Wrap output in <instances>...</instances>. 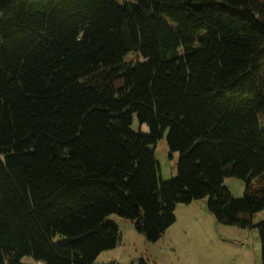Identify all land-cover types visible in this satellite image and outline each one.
<instances>
[{
  "label": "trees",
  "instance_id": "trees-1",
  "mask_svg": "<svg viewBox=\"0 0 264 264\" xmlns=\"http://www.w3.org/2000/svg\"><path fill=\"white\" fill-rule=\"evenodd\" d=\"M203 197L264 264V0H0V264H95L110 214L155 242Z\"/></svg>",
  "mask_w": 264,
  "mask_h": 264
},
{
  "label": "rangeland",
  "instance_id": "rangeland-1",
  "mask_svg": "<svg viewBox=\"0 0 264 264\" xmlns=\"http://www.w3.org/2000/svg\"><path fill=\"white\" fill-rule=\"evenodd\" d=\"M122 5L128 0H114ZM136 54H128L126 62L137 60ZM131 129L147 133L145 124H139L133 115ZM159 164L160 180L167 181L176 176L177 153L169 155L165 135L155 145L148 147ZM254 182L251 183L252 188ZM223 185L234 197L245 192L246 182L235 177H226ZM207 198H199L191 203H179L175 207V221L155 242H148L132 224L116 214L110 219L119 218L125 240L118 249L117 264H262L260 241L257 227L242 228L236 225L218 223L206 208ZM264 219L259 211L252 217L253 224ZM128 225V226H125ZM110 250L103 251L96 258V264H104L111 256ZM26 264L31 259L23 258Z\"/></svg>",
  "mask_w": 264,
  "mask_h": 264
},
{
  "label": "crops",
  "instance_id": "crops-1",
  "mask_svg": "<svg viewBox=\"0 0 264 264\" xmlns=\"http://www.w3.org/2000/svg\"><path fill=\"white\" fill-rule=\"evenodd\" d=\"M107 219L109 220V221H111V222H113V223H115L116 224V226L118 227V229H119V232H120V235H121V242H122V240H125V238H124V236H123V234H124V232H122V230H121V227L119 226V223H121L122 222V224H126V223H124L123 221H121L122 219H117V218H113V219H110V217H107ZM129 221V220H128ZM130 222V221H129ZM130 224H132L131 222H130ZM125 226H128V225H125ZM132 227H134L133 225H132ZM121 242H120V244H121ZM119 244V245H120ZM119 245H117L115 248H113V249H110V251H108V252H111V256H110V258H108V261L106 262V263H104V264H108V263H114V264H117L118 262H117V258H118V249H116ZM38 264H42V263H38ZM96 264V263H95Z\"/></svg>",
  "mask_w": 264,
  "mask_h": 264
},
{
  "label": "clouds",
  "instance_id": "clouds-1",
  "mask_svg": "<svg viewBox=\"0 0 264 264\" xmlns=\"http://www.w3.org/2000/svg\"><path fill=\"white\" fill-rule=\"evenodd\" d=\"M36 264H38V263H36Z\"/></svg>",
  "mask_w": 264,
  "mask_h": 264
}]
</instances>
